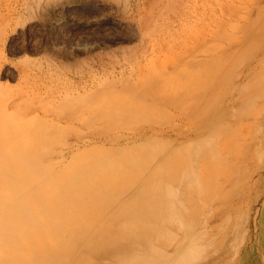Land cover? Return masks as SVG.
<instances>
[{"label":"rangeland","instance_id":"obj_1","mask_svg":"<svg viewBox=\"0 0 264 264\" xmlns=\"http://www.w3.org/2000/svg\"><path fill=\"white\" fill-rule=\"evenodd\" d=\"M183 1L0 0V264H264V0Z\"/></svg>","mask_w":264,"mask_h":264},{"label":"bare ground","instance_id":"obj_2","mask_svg":"<svg viewBox=\"0 0 264 264\" xmlns=\"http://www.w3.org/2000/svg\"><path fill=\"white\" fill-rule=\"evenodd\" d=\"M156 1H157V0H156ZM177 1H178V0H177ZM184 1H185V0H184ZM184 1H183V2H184ZM160 2H162V1H160ZM188 3H189V2H188ZM167 4H168V3H167ZM176 4H177V3H176ZM184 4H185V3H184ZM179 5H180V4H178L176 7L178 8ZM182 5H183V3H182ZM182 5H181V6H182ZM171 6H172V5H171ZM186 6H187V5H186ZM171 8H172V7H171ZM177 8H176V9H177ZM189 8H190V7H189ZM178 10H180V9H177V11H178ZM166 11H167V10H166ZM168 12H169V11H168ZM168 12H167V13H168ZM182 12H183V11H182ZM182 12H181V13H182ZM175 14H176V13H175ZM177 15H178V14H177ZM191 15H192V14H191ZM191 19H192V18H191ZM191 22H192V21H191ZM193 22H194V21H193ZM168 23H169V22H168ZM188 24H191V23L188 22ZM192 25H193V24H192ZM171 26H172V25H171ZM184 26H185V25H184ZM158 27H159V26H158ZM189 27H190V26H189ZM189 27H187V29H189ZM184 28L186 29V27H184ZM191 29H192V26H191ZM170 30H171V29H170ZM178 30H179V29H178ZM160 31H161V30H160ZM163 31H164V30H163ZM163 31H162L161 33L165 36V34H167V32L164 33ZM188 32H189V31H188ZM189 33H190V32H189ZM183 34H184V33H183ZM187 34H188V33H187ZM174 35H175V34H174ZM184 35H185V34H184ZM161 36H162V35H161ZM164 36H162V37L164 38ZM167 36H168V35H167ZM151 37H152V36H151ZM170 37H171V36H170ZM157 38H158V36H157ZM169 39H170V38H169ZM151 40H152V39H151ZM162 41H163V40H162ZM158 42H159V40H158ZM159 45H160V44H159ZM161 46H162V45H161ZM161 46H159V47H161ZM164 48H165V47H164ZM159 49H160V48H159ZM159 49H158V50H159ZM153 54H154V52H153ZM204 63L206 64V62H204ZM189 161H190V164H191V159H190V158H189ZM36 167H37V166H36ZM33 168H34V167H33ZM36 169H37V168H36ZM39 169H40V168H39ZM32 170H33V169H32ZM35 171H36V170H35ZM37 171H38V170H37ZM256 171H257V170H256ZM258 171H259V170H258ZM259 174L261 175V173H259ZM259 174H258V175H259ZM260 175H259V176H260ZM259 176H258V177H259ZM191 179H192V178H190V177H187V178L185 179V180H186L185 183L187 184V188H189V186H191V185H190V180H191ZM258 179H259V178H258ZM259 180H260V179H259ZM71 185H72V183H71ZM74 186H75V185H74ZM72 188H73V187H72ZM68 190H70V189H68ZM3 226H4V225H3ZM17 226H18V225H17ZM31 230H32V229H31ZM29 233H30V229H29ZM24 241H25V240H24ZM46 261H47V260H46ZM9 263H10V262H9ZM12 264H13V263H12ZM46 264H47V263H46Z\"/></svg>","mask_w":264,"mask_h":264}]
</instances>
